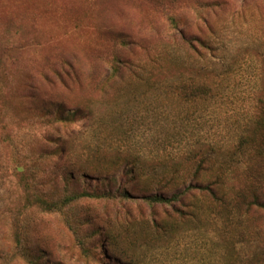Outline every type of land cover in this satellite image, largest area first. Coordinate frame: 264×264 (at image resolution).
I'll use <instances>...</instances> for the list:
<instances>
[{
    "label": "rangeland",
    "instance_id": "rangeland-1",
    "mask_svg": "<svg viewBox=\"0 0 264 264\" xmlns=\"http://www.w3.org/2000/svg\"><path fill=\"white\" fill-rule=\"evenodd\" d=\"M112 55L131 68L108 78ZM62 56L76 80L53 78ZM190 76L210 86L209 97L185 94ZM259 98L264 0H0V264L264 260V207L225 213L194 189L183 197L189 206L67 201L84 190L134 187L137 195L145 176L166 172L195 183L182 157L203 145L217 151L214 170L225 162L230 186H243L246 157L228 162L218 152L236 141ZM56 106L83 112L58 121ZM98 150L105 164L138 157L143 174L125 172L123 161L110 175L86 172Z\"/></svg>",
    "mask_w": 264,
    "mask_h": 264
},
{
    "label": "trees",
    "instance_id": "trees-1",
    "mask_svg": "<svg viewBox=\"0 0 264 264\" xmlns=\"http://www.w3.org/2000/svg\"><path fill=\"white\" fill-rule=\"evenodd\" d=\"M174 24V23H173ZM181 38V39H180ZM179 39L186 44H190L186 38L182 35ZM109 70L107 77H116L119 74L120 69L123 64L126 68H131L128 66L129 62L121 60L120 57L112 55V58L108 61ZM140 71H143L141 67L136 66ZM51 74L60 83H65L66 81L76 80L78 78L79 72L71 62L68 57H60L58 61L52 64ZM138 78H140L137 71L134 73ZM44 79L50 80L47 74L43 76ZM141 80V79H140ZM183 90L185 94L189 97H209L211 94L210 86L205 83L198 82L195 77L190 76L188 80H183ZM181 88V89H182ZM258 108L252 117L247 120L242 132L239 134L236 141L228 145L224 151L218 152L222 153L225 158H228V162L235 160H244V168L240 173V178L243 180V186L238 188L231 187L230 175L231 168L223 164L218 165V170L213 168V159H215L216 150L212 145H203L198 149H193L188 153L184 154L182 159L188 162L192 167L191 177L194 179H199L198 181L188 182L184 186L183 176L173 175L172 177H167V172L163 175H151L145 176L141 183L142 189L137 196L135 195L134 187H126L123 192L118 191L117 194L110 193L109 191L103 192H90L81 191L75 192L67 198V201L76 200L79 198H108L113 199L119 196L121 199L127 201L142 199L148 206L155 205H173L175 203H181L185 206L188 203H184L183 197L188 194L190 190H197L201 193L207 194L211 202V207L223 211L225 213H230L233 210L236 211H246L251 207H264V199L262 195V181H264V166L262 162L264 161V137L262 138V131L264 129V101L258 99ZM56 114L54 119L58 121H67L75 117L76 114L83 112L82 109H75L69 113L60 110V106H56ZM133 159L132 156L121 155L118 156L113 163H103L104 156L101 151H95L93 153L92 165L86 169V172L90 174H101L106 173V175L111 174V170H116L117 167L123 161L125 165L124 171L129 174L141 175V167L137 164L139 161L138 157ZM73 174L69 173V179H72ZM229 180V181H228ZM183 184V186H181ZM229 188V192L225 188ZM163 188H173L174 191L170 196L164 193ZM40 204H44L48 209L57 208L58 205L55 203L48 205L46 202L40 200ZM66 202V199L65 201ZM174 206V205H173ZM189 206V205H188ZM154 222V221H152ZM153 226L159 230H162L161 223L155 221ZM258 256L253 258L250 262L251 264H260L261 257Z\"/></svg>",
    "mask_w": 264,
    "mask_h": 264
}]
</instances>
